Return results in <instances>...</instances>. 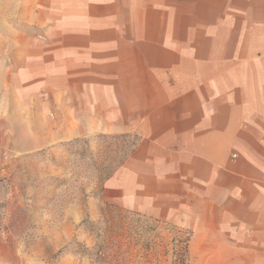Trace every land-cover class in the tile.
I'll return each instance as SVG.
<instances>
[{"label": "crops", "instance_id": "0c3cea01", "mask_svg": "<svg viewBox=\"0 0 264 264\" xmlns=\"http://www.w3.org/2000/svg\"><path fill=\"white\" fill-rule=\"evenodd\" d=\"M0 128L15 152L133 133L104 200L186 233L188 264H264V0H0Z\"/></svg>", "mask_w": 264, "mask_h": 264}, {"label": "rangeland", "instance_id": "374dc122", "mask_svg": "<svg viewBox=\"0 0 264 264\" xmlns=\"http://www.w3.org/2000/svg\"><path fill=\"white\" fill-rule=\"evenodd\" d=\"M11 14L8 3L7 22ZM51 83L60 91V77ZM30 130L17 129L23 137ZM13 131L0 128V264H179L186 233L103 198L133 133H97L15 152ZM62 133L54 127L55 140Z\"/></svg>", "mask_w": 264, "mask_h": 264}, {"label": "trees", "instance_id": "16d2710c", "mask_svg": "<svg viewBox=\"0 0 264 264\" xmlns=\"http://www.w3.org/2000/svg\"><path fill=\"white\" fill-rule=\"evenodd\" d=\"M187 241L188 236H186L185 239L182 241L183 247L181 249L182 251L180 252L179 264H188Z\"/></svg>", "mask_w": 264, "mask_h": 264}]
</instances>
